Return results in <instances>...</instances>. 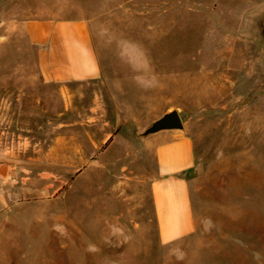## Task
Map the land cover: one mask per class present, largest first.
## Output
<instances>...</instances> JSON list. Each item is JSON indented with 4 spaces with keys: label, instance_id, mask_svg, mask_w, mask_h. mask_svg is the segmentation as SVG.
I'll use <instances>...</instances> for the list:
<instances>
[{
    "label": "rangeland",
    "instance_id": "374dc122",
    "mask_svg": "<svg viewBox=\"0 0 264 264\" xmlns=\"http://www.w3.org/2000/svg\"><path fill=\"white\" fill-rule=\"evenodd\" d=\"M82 13L116 84L40 75L23 25ZM263 20L264 0H0V221L21 264H264ZM172 111L199 231L164 247L140 129Z\"/></svg>",
    "mask_w": 264,
    "mask_h": 264
},
{
    "label": "crops",
    "instance_id": "0c3cea01",
    "mask_svg": "<svg viewBox=\"0 0 264 264\" xmlns=\"http://www.w3.org/2000/svg\"><path fill=\"white\" fill-rule=\"evenodd\" d=\"M23 31L36 48L42 79L61 86H81L107 80L106 66L95 36L96 26L87 13L77 17L28 21ZM93 113L98 110L93 109ZM98 118H93L97 123ZM158 120V119H157ZM148 127H142L140 131ZM155 168L149 180V197L153 207V223L162 246H172L199 231V221L193 203L192 179L197 167L196 142L183 130H164L144 140ZM31 190H22L14 198L29 197ZM1 201L3 198L1 197ZM1 203V202H0ZM50 229L55 220L63 221L60 212L48 211ZM61 227V224H59ZM10 220L0 221V264H21L32 256L24 252Z\"/></svg>",
    "mask_w": 264,
    "mask_h": 264
},
{
    "label": "water",
    "instance_id": "95a60500",
    "mask_svg": "<svg viewBox=\"0 0 264 264\" xmlns=\"http://www.w3.org/2000/svg\"><path fill=\"white\" fill-rule=\"evenodd\" d=\"M261 28L264 33V20L261 22ZM164 130H184L183 120L178 111L169 112L156 120L144 131L142 136L148 137Z\"/></svg>",
    "mask_w": 264,
    "mask_h": 264
},
{
    "label": "built area",
    "instance_id": "2783aa9c",
    "mask_svg": "<svg viewBox=\"0 0 264 264\" xmlns=\"http://www.w3.org/2000/svg\"><path fill=\"white\" fill-rule=\"evenodd\" d=\"M0 194H1V188H0Z\"/></svg>",
    "mask_w": 264,
    "mask_h": 264
}]
</instances>
